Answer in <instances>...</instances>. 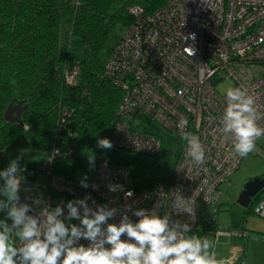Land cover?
I'll return each instance as SVG.
<instances>
[{"label": "built area", "instance_id": "built-area-1", "mask_svg": "<svg viewBox=\"0 0 264 264\" xmlns=\"http://www.w3.org/2000/svg\"><path fill=\"white\" fill-rule=\"evenodd\" d=\"M164 3L152 12L141 5L129 7L133 19L124 27L123 36L104 65V76L123 93L109 126L108 139L112 149L157 155L162 140L146 131L139 119L143 115L179 136L182 131L199 136L206 150L205 161L196 165L186 154L187 142L183 141L171 176L157 181L151 189L136 187L127 164L107 160L96 163V172L87 180L90 186L84 188L81 179L53 173L51 165L59 155L53 149L39 165L47 178L43 195H32L23 202L32 206L28 215L39 217L45 207L51 211L59 205L67 217V202L87 196L90 197L87 203L93 208L107 205L123 209L130 204L133 209L143 208L161 217L168 215L170 226L177 222L190 223L194 231L199 226L195 205L215 203L220 185L238 170L242 157L235 152L234 134L223 132L226 91L220 93L216 85L229 79L231 88L247 89L259 106L262 118L258 126L264 127V0H166ZM190 34H195V40L185 39ZM189 46L196 50L193 56L184 51ZM209 70L215 75L209 77ZM76 78V69L65 71L66 84L74 85ZM68 115L69 112H63L58 130ZM182 118L188 124L180 129L177 125ZM19 175L31 178L34 170L23 168ZM110 186L116 190H110ZM128 191L133 196L126 199ZM177 195L195 200L194 216L169 206ZM36 198L42 201L33 203ZM253 206L252 212L264 218V197ZM124 214L132 222L138 220L132 211L124 210L117 211L108 223L119 224ZM71 222L79 225L78 220ZM222 232L247 235L241 229L215 231L216 235ZM13 240L19 245L18 238Z\"/></svg>", "mask_w": 264, "mask_h": 264}, {"label": "trees", "instance_id": "trees-1", "mask_svg": "<svg viewBox=\"0 0 264 264\" xmlns=\"http://www.w3.org/2000/svg\"><path fill=\"white\" fill-rule=\"evenodd\" d=\"M164 2L0 0V171L16 160L14 152L36 155L41 165L57 149L52 171L64 178L77 179L79 173L81 179L85 175L90 179L99 160L111 162L112 148H98L97 141L110 137L109 126L123 93L104 76L106 62L99 53L116 27L124 30L132 21L131 5L152 12ZM73 37L83 46L79 60L70 55ZM73 69L77 70V81L68 85L65 71ZM18 101L26 106L20 117L22 125L3 119L6 106ZM64 111L70 115L58 130ZM89 154L96 157L94 167L87 159ZM24 168L34 170V176L25 179L43 172L41 166ZM156 182L151 177L134 180L137 188L147 189ZM262 197L264 190L252 200L250 208ZM5 216L6 210L0 212V219ZM213 219L205 218L201 230L214 225Z\"/></svg>", "mask_w": 264, "mask_h": 264}, {"label": "clouds", "instance_id": "clouds-1", "mask_svg": "<svg viewBox=\"0 0 264 264\" xmlns=\"http://www.w3.org/2000/svg\"><path fill=\"white\" fill-rule=\"evenodd\" d=\"M188 38L195 40V34L185 37ZM184 51L193 56L196 50L189 46ZM214 75V71H208L209 77ZM226 100L223 132L234 134L235 152L246 157L255 149L256 140L264 136V127L257 123L262 118L259 106L247 89L242 88H228ZM187 124V119L182 118L177 126L183 129ZM181 138L187 142L186 154L191 160L196 165L203 164L206 150L200 137L182 131ZM97 147L111 149L113 144L103 138L98 139ZM19 159L21 157L0 171L3 180L0 196L4 197L0 199V212L6 210L5 218L0 219V264H231V260L216 258L207 238L185 235L192 231L190 223L177 222L170 226L168 215L161 217L143 208L133 209L130 204L123 209L107 205L93 208L87 203L90 197L86 196L67 202V217L59 205L51 211L50 207H45L39 217L28 215L32 206L19 203L20 184L25 179L19 175ZM87 159L94 167L95 155L89 154ZM87 179L85 175L80 180L84 188L90 186ZM91 187L95 189L96 185ZM110 190L116 189L110 186ZM132 196L131 191L125 193L126 199ZM38 201L42 200L36 198L33 203ZM194 204V199L177 195L169 206L192 217ZM124 210L132 211L138 220L132 222L124 214L119 224L108 223L117 211ZM73 220H78L79 225L72 223ZM13 237L18 238L19 245ZM82 240L87 241V245L81 243Z\"/></svg>", "mask_w": 264, "mask_h": 264}, {"label": "rangeland", "instance_id": "rangeland-1", "mask_svg": "<svg viewBox=\"0 0 264 264\" xmlns=\"http://www.w3.org/2000/svg\"><path fill=\"white\" fill-rule=\"evenodd\" d=\"M124 30L115 28V33L111 35L105 46L101 51L100 58L106 62L112 52L114 46L118 42V38L123 36ZM70 52L76 60H79L83 54V46L77 37L70 39ZM232 81L229 79H223L217 83V90L220 93H224L231 87ZM139 119L143 121V125L146 126V131L158 135L162 140V146L160 152L157 155L148 156L128 150L119 148H113L110 153V160L112 163L127 164L130 170V174L133 176L132 180L142 181L145 178L151 177L154 180L160 181L168 179L171 176V172L176 164V158L181 151L183 140L178 134L171 133L165 129H162L154 122H150L149 118L143 115L139 116ZM21 159L18 160V166L23 169L26 166L39 168V157L36 155L28 154L26 152H14ZM17 160V158H16ZM261 176L264 178V136H261L256 140L255 149L250 152L246 157H242L238 170L229 177L228 181L221 184L219 187L220 193L215 203L202 204L198 202L195 205V209L198 212V224L203 223L204 218L213 217L214 225H206L204 230H194L188 233V236L197 235L201 239L207 238L213 245L214 253L218 260L228 259L229 248L231 243L236 244L241 242V239L235 236H219L217 240L214 239L215 228L217 230H234L240 228L244 223L246 228H251V218L261 219L259 216L252 212L248 207H242L237 202L238 194L240 193L245 181L253 177ZM77 179H81L79 173L75 176ZM47 178L43 173H38L36 177L31 180H24L20 184V201L19 203L27 202L32 195L42 196L44 193V186ZM245 212V213H244ZM245 217L247 218L245 222ZM259 217V218H258ZM212 228V231L209 229ZM225 233V232H223ZM227 235H230L229 233ZM211 249V250H212Z\"/></svg>", "mask_w": 264, "mask_h": 264}, {"label": "crops", "instance_id": "crops-1", "mask_svg": "<svg viewBox=\"0 0 264 264\" xmlns=\"http://www.w3.org/2000/svg\"><path fill=\"white\" fill-rule=\"evenodd\" d=\"M246 219L247 218L245 217V222L247 221ZM251 222V228H246L245 223L238 228L247 232L245 237L234 234L227 235L223 232L216 235L215 231L218 228H216V225L213 231L212 228L209 229V231L211 230L214 233L215 240H217L219 236H235L241 239V242L236 244L231 243L228 255L231 264H264V218H251ZM201 227L202 224L200 225V228L198 227L196 229V231L201 230ZM211 251L214 252V249Z\"/></svg>", "mask_w": 264, "mask_h": 264}, {"label": "water", "instance_id": "water-1", "mask_svg": "<svg viewBox=\"0 0 264 264\" xmlns=\"http://www.w3.org/2000/svg\"><path fill=\"white\" fill-rule=\"evenodd\" d=\"M7 108L4 111L3 119L7 122H14L22 125L21 113L25 109V105H21V102L18 101L15 103H10L6 106ZM264 190V178L261 176L253 177L245 181L240 193L238 194L237 202L242 207H248L251 204L252 200Z\"/></svg>", "mask_w": 264, "mask_h": 264}]
</instances>
